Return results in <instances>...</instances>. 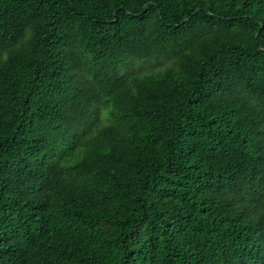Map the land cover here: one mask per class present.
<instances>
[{"label": "trees", "instance_id": "1", "mask_svg": "<svg viewBox=\"0 0 264 264\" xmlns=\"http://www.w3.org/2000/svg\"><path fill=\"white\" fill-rule=\"evenodd\" d=\"M0 264H264V0H0Z\"/></svg>", "mask_w": 264, "mask_h": 264}, {"label": "rangeland", "instance_id": "2", "mask_svg": "<svg viewBox=\"0 0 264 264\" xmlns=\"http://www.w3.org/2000/svg\"><path fill=\"white\" fill-rule=\"evenodd\" d=\"M157 69H159V68L156 65H147L144 67V72H149V71L157 70ZM102 120L106 121V116H103Z\"/></svg>", "mask_w": 264, "mask_h": 264}, {"label": "water", "instance_id": "3", "mask_svg": "<svg viewBox=\"0 0 264 264\" xmlns=\"http://www.w3.org/2000/svg\"><path fill=\"white\" fill-rule=\"evenodd\" d=\"M198 10H199V9H196V10H195V13H196ZM187 19H188V18H187ZM187 19H186V20H187ZM257 35H258V33H257Z\"/></svg>", "mask_w": 264, "mask_h": 264}]
</instances>
